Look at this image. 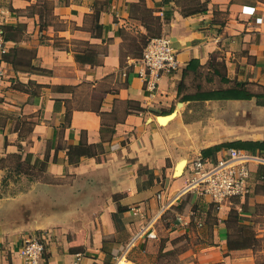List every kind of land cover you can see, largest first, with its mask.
Masks as SVG:
<instances>
[{
	"label": "crops",
	"instance_id": "0c3cea01",
	"mask_svg": "<svg viewBox=\"0 0 264 264\" xmlns=\"http://www.w3.org/2000/svg\"><path fill=\"white\" fill-rule=\"evenodd\" d=\"M0 28L9 41L0 85V264L22 263L28 235L44 242L49 264H73L75 253L82 264H145L135 252L176 249L180 264H264V167L256 170V208L246 210L242 199L216 208L207 197L175 198L185 177H173L177 163L221 144L211 123L185 119L194 105L255 100L184 96L227 87L222 75L252 91L264 86V0H0ZM157 35L171 38L179 66L152 92L135 63ZM192 59L197 65L188 67ZM256 113V138L233 141L264 140L257 101ZM8 180L22 187L4 193ZM165 204L156 238L130 243L141 215ZM231 209L261 245L226 247Z\"/></svg>",
	"mask_w": 264,
	"mask_h": 264
},
{
	"label": "built area",
	"instance_id": "2783aa9c",
	"mask_svg": "<svg viewBox=\"0 0 264 264\" xmlns=\"http://www.w3.org/2000/svg\"><path fill=\"white\" fill-rule=\"evenodd\" d=\"M9 48V41L0 28V85L6 77L3 58ZM176 49L172 40L167 35H157L149 38L144 44L135 67L137 74L150 91L155 92L163 76L172 74L178 69ZM127 70L122 72L126 75ZM264 167V151L245 150L236 147H226L218 151L215 158L197 154L186 162L182 175L185 184L177 192L175 198L183 194H193L197 197H207L216 207L231 198L245 197L251 192L252 180L256 181V170ZM163 192H158L156 197L161 200ZM166 209V204L161 206L158 214L143 217L142 223L134 233L130 243L143 238H156L155 225ZM129 212H139L137 206H132ZM44 242L34 236L24 237L20 256L21 264H49L43 257ZM81 254L75 253L73 264H82Z\"/></svg>",
	"mask_w": 264,
	"mask_h": 264
},
{
	"label": "rangeland",
	"instance_id": "374dc122",
	"mask_svg": "<svg viewBox=\"0 0 264 264\" xmlns=\"http://www.w3.org/2000/svg\"><path fill=\"white\" fill-rule=\"evenodd\" d=\"M191 117L186 120L192 121H202L204 123H211L214 129H219L223 132L222 135H215L212 137V140L221 141L222 144H227L230 141H233L238 138L245 139H254L256 138V118L258 114L256 113V100L247 101V102H210V103H197L190 109ZM188 113V110H185ZM185 114V113H184ZM218 130V131H219ZM226 148L225 146L223 149ZM5 160L10 164L19 163L17 157L8 156ZM24 169V168H22ZM178 175L173 174V177ZM10 184V180L6 181V184L3 186L4 193L9 189L21 188V185L15 183L14 185ZM251 192L242 198H233L231 199L232 206L241 204L242 200L245 201L246 208H256V204L253 202L251 196L256 193V181L252 180ZM11 187V188H10ZM247 197H250L249 201L245 200ZM242 199V200H240ZM251 203V204H250ZM235 228V225L232 229ZM264 245V243H262ZM261 245V244H260ZM180 249H176L175 253L162 252V253H151V251L146 254L140 253V251L135 252V256L142 260L145 264H180L176 254ZM258 260H264V256L260 254Z\"/></svg>",
	"mask_w": 264,
	"mask_h": 264
},
{
	"label": "trees",
	"instance_id": "16d2710c",
	"mask_svg": "<svg viewBox=\"0 0 264 264\" xmlns=\"http://www.w3.org/2000/svg\"><path fill=\"white\" fill-rule=\"evenodd\" d=\"M197 65V61L192 59L188 67H194ZM223 76V82H227L229 85L224 88H211V89H202L201 86L197 87V91L191 95H185L184 98L188 100H208V99H251L255 98L258 104L264 105V86H260L259 91H252L249 89L245 82L241 81H231ZM236 147L246 150H264V140L262 141H253V140H236L230 141L227 144H218L207 147L202 150V155L205 157H214L215 154L220 151L223 147ZM260 174L264 177V170L260 171ZM246 210L245 206L242 205V210ZM230 221L234 223L230 227V232L227 236L226 247L228 249H238V248H254L260 245L263 240L256 237L254 231L248 224H246L242 219H240L238 211L235 209L230 210L229 215ZM235 225V228L233 226ZM169 253H174L170 252Z\"/></svg>",
	"mask_w": 264,
	"mask_h": 264
},
{
	"label": "bare ground",
	"instance_id": "6f19581e",
	"mask_svg": "<svg viewBox=\"0 0 264 264\" xmlns=\"http://www.w3.org/2000/svg\"><path fill=\"white\" fill-rule=\"evenodd\" d=\"M167 120H168V117H167L166 119H162L161 122H162V123H165ZM185 163H186V160H185V161H181V162L177 165V167H176V169H175V175H179V174H180V172L183 170V167H184Z\"/></svg>",
	"mask_w": 264,
	"mask_h": 264
},
{
	"label": "water",
	"instance_id": "95a60500",
	"mask_svg": "<svg viewBox=\"0 0 264 264\" xmlns=\"http://www.w3.org/2000/svg\"><path fill=\"white\" fill-rule=\"evenodd\" d=\"M167 117H169V115H162V116H159L157 119H158L159 122H161L162 119H166ZM182 161H184V160H182ZM180 162H181V161H180ZM180 162H179V163H180ZM179 163H177V165H178ZM185 164H186V163H185ZM177 165H176V167H177ZM176 167H175V169H176ZM175 169H174V174H175ZM182 171H183V170H182ZM182 171L180 172L179 176L182 175Z\"/></svg>",
	"mask_w": 264,
	"mask_h": 264
}]
</instances>
